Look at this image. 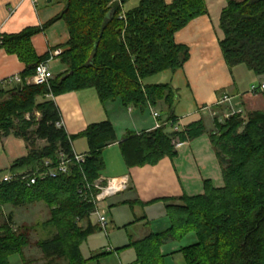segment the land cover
<instances>
[{
    "label": "trees",
    "instance_id": "1",
    "mask_svg": "<svg viewBox=\"0 0 264 264\" xmlns=\"http://www.w3.org/2000/svg\"><path fill=\"white\" fill-rule=\"evenodd\" d=\"M63 1V11L42 26L62 19L68 30L58 56L65 71L48 85L27 82L35 67L48 58V53L38 56L31 41L41 28L0 33V48L25 64L19 84L0 87V137L13 133L28 146V154L17 159L9 173L42 170L45 159L55 166L58 152L72 156L74 138L80 136L87 142L85 161L70 164L67 173L31 185L26 180H0V214L5 205L43 202L48 207L49 218L40 224L49 229V237L36 242L45 264L82 263L80 244L101 229L90 220L97 206L88 196L100 189L91 187L86 197L79 190L100 179L105 167L103 150L117 142L109 119L89 124L76 136L67 135L64 127L56 126L61 115L54 96L94 88L102 104L119 99L123 107L139 111L162 101L164 125L140 133L129 131L118 141L127 168L154 165L165 156L172 159L177 155L175 141L192 140L205 132L199 120L166 134V126L176 121L177 93L168 83H144L157 73L181 68L188 49L177 44L174 35L207 12L204 0H139L128 9L124 5L130 0ZM221 10L219 45L226 64L230 68L243 65L264 79V0H226ZM49 94L52 98H47ZM214 127L209 139L223 185L216 187L204 180L200 194L157 199L165 203L169 226L130 240L127 246L135 251V264H164L161 246L190 231L197 239L181 248L186 264H264V110L214 119ZM99 186L105 187L106 182L100 181ZM34 229L15 228L13 213L5 216L0 224V264H10L14 255L26 264L23 250Z\"/></svg>",
    "mask_w": 264,
    "mask_h": 264
},
{
    "label": "crops",
    "instance_id": "2",
    "mask_svg": "<svg viewBox=\"0 0 264 264\" xmlns=\"http://www.w3.org/2000/svg\"><path fill=\"white\" fill-rule=\"evenodd\" d=\"M132 1H128L124 8L135 6L139 0L130 7ZM164 1L170 3L173 0ZM204 1L207 12L190 20L174 35L175 42L188 49V58L181 68L174 72L163 71L144 80L145 84L168 83L177 93L178 99L174 106L176 121L166 126V134L182 131L187 125L199 120L204 124L205 132L199 137L184 142L175 141L177 155L174 158L165 156L154 165L127 168L118 146V141L129 131L140 133L154 129L152 110L158 111L161 121H165L166 105L162 101L145 111L132 106L123 107L124 110L120 111L114 105L110 113L107 111V102L101 103L106 112L105 118L99 110L94 89L77 90L53 97L64 130L70 137L80 134L89 124L103 119H109L113 125L117 142L103 150L105 167L98 181H105L107 185L114 178L119 188L104 200H111L114 204L131 203L129 205L141 213L127 225L145 224L153 232L149 221L154 219L155 211L166 214L165 203L157 199L200 194L204 180H210L214 186L221 187V167L209 139V134L215 130L214 119L222 121L233 113L244 116L253 110H264V93L248 91L252 84L264 82V79L242 65L228 67L220 51L219 40L223 34L219 28V17L226 0ZM64 7L63 0H37L36 3L32 0H0V33H16L27 27H40L41 30L31 38L32 45L38 56L49 54L50 51L61 49L59 46L68 39V30L62 19L42 26L59 15ZM50 66L51 70L57 69V72H52L54 76L65 71L58 57ZM24 68L25 64L15 54L0 48V87H14L3 86V82L19 77ZM223 96H227V99L217 102ZM73 141V150L85 154L86 139L79 141V150L74 147ZM39 144L43 142L39 141ZM27 154L28 146L23 138L13 133L1 136L0 176L8 173L11 165Z\"/></svg>",
    "mask_w": 264,
    "mask_h": 264
},
{
    "label": "rangeland",
    "instance_id": "3",
    "mask_svg": "<svg viewBox=\"0 0 264 264\" xmlns=\"http://www.w3.org/2000/svg\"><path fill=\"white\" fill-rule=\"evenodd\" d=\"M136 2L137 0H133L129 3L131 5H128L131 7L133 4H136ZM125 6L127 7V4ZM242 67L244 66L242 65ZM56 70L57 69H52V72H57ZM86 89L94 88H82L78 91ZM98 101L99 110L106 118V112L102 107L99 97ZM108 105L110 106L108 107ZM114 105L121 109L120 111L124 110L119 99L114 101L110 100L106 103L108 113H110L109 110H111V107H114ZM145 115H147V111ZM82 139L84 138L80 136L74 138L73 143L77 150H79L78 143ZM99 206L105 211L107 220L106 230L97 229L80 244L81 264H135V251L132 247L127 245L130 240H135L136 237L142 238L150 228L145 224H134L131 226L127 224L132 221L135 216L139 217L141 213L137 208L133 209L128 203L114 204L111 200H104L99 203ZM9 212L13 213L15 228L20 225L36 228L30 231L29 245L23 250V257L26 260V264H45L41 251L36 246V242L49 237V229L43 228L40 224L49 218V209L46 204L37 202L22 207L5 205L0 214V224ZM155 214L154 219H150L151 221L148 220L152 224H150L152 226L151 230H153V232L164 231L169 226V217H167L165 213L159 214L157 210ZM90 220L93 224L99 226L95 214L91 215ZM78 225H84V222H78ZM196 239L194 232L190 231L182 238L172 239L164 243L161 246L163 263L186 264L181 248L193 244ZM109 246L111 247V251H108ZM10 264H21V258L18 255L12 256L10 258Z\"/></svg>",
    "mask_w": 264,
    "mask_h": 264
},
{
    "label": "built area",
    "instance_id": "4",
    "mask_svg": "<svg viewBox=\"0 0 264 264\" xmlns=\"http://www.w3.org/2000/svg\"><path fill=\"white\" fill-rule=\"evenodd\" d=\"M33 3H36L37 0H32ZM61 49H55L53 51H50L48 54V58L44 61H41L36 67H35V72L34 74L28 78V83H34V84H46L48 85V81L54 77L50 63L59 56L61 53ZM20 76L18 77H13V79H10L8 81H4L3 85L5 86H16L17 84L20 83ZM250 93H257V92H262L264 93V82H261L259 84H252L248 90ZM48 97L52 98V95L49 94L47 95ZM227 96H223L220 100L217 102H221L223 100H226ZM151 108V107H149ZM35 115L38 116V112H35ZM152 116L155 119V124H154V129L158 128L162 125L165 124V121H161L160 119V113L156 110H152ZM56 126L58 127H63L62 121H58L56 123ZM174 143V141H173ZM72 148V145H71ZM72 156L68 157L64 153L58 152V161L55 166H52V162L49 159H45L43 161V169L39 170V168H36L35 170L31 171L28 174H22V173H16V174H11V173H3V175L0 176V180L4 181H12V180H26L27 185L34 184L37 180L44 179L46 177H56L59 174H64L68 172V167L72 163H77L81 164L85 161V154L83 153H77L73 150L72 148ZM91 187H98L100 189V192L96 195H92L89 190ZM119 186L117 185V181L113 178L110 182L105 187L99 186V181H95L94 183L86 184V186L83 189L79 190V193L81 196L86 197L87 193L89 192L90 199L92 202H94L95 206V211L92 214H95L97 217V222L102 229L106 230L107 226V220L105 216V211L100 208L99 202L101 203L104 201V199L115 193L118 190ZM108 251H111V248H108Z\"/></svg>",
    "mask_w": 264,
    "mask_h": 264
},
{
    "label": "water",
    "instance_id": "5",
    "mask_svg": "<svg viewBox=\"0 0 264 264\" xmlns=\"http://www.w3.org/2000/svg\"><path fill=\"white\" fill-rule=\"evenodd\" d=\"M49 1V0H48Z\"/></svg>",
    "mask_w": 264,
    "mask_h": 264
}]
</instances>
